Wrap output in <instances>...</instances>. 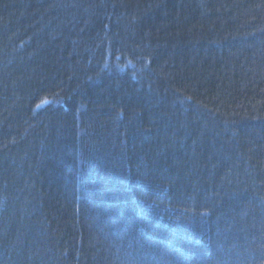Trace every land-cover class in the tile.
Returning a JSON list of instances; mask_svg holds the SVG:
<instances>
[{
    "label": "trees",
    "instance_id": "16d2710c",
    "mask_svg": "<svg viewBox=\"0 0 264 264\" xmlns=\"http://www.w3.org/2000/svg\"><path fill=\"white\" fill-rule=\"evenodd\" d=\"M0 264H264V0H0Z\"/></svg>",
    "mask_w": 264,
    "mask_h": 264
}]
</instances>
